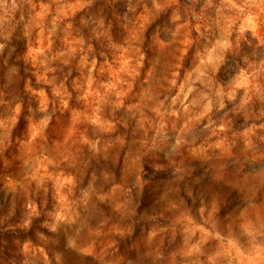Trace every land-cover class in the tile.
<instances>
[{"label": "clouds", "instance_id": "clouds-1", "mask_svg": "<svg viewBox=\"0 0 264 264\" xmlns=\"http://www.w3.org/2000/svg\"><path fill=\"white\" fill-rule=\"evenodd\" d=\"M0 264H264V0H0Z\"/></svg>", "mask_w": 264, "mask_h": 264}]
</instances>
